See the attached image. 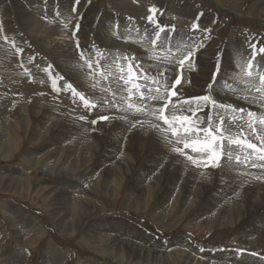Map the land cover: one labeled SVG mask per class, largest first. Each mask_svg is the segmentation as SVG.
<instances>
[{
  "label": "rangeland",
  "instance_id": "374dc122",
  "mask_svg": "<svg viewBox=\"0 0 264 264\" xmlns=\"http://www.w3.org/2000/svg\"><path fill=\"white\" fill-rule=\"evenodd\" d=\"M151 7L166 26L158 43L175 55L201 44L196 70L180 74L175 64H157L153 74L164 71L169 85L179 75L175 90L183 98L204 95L222 53L215 98L260 111L226 84L236 86L234 60L249 55L252 44L254 64L264 63V0H0V176L25 181L22 188L0 185V264H162L137 258L127 244L159 249L172 264H264V230L254 227L264 224V171L241 167L250 173L241 177L223 167H194L147 123L132 128L108 106L110 92L101 89L115 90L118 82L92 75L80 58L77 40L124 68L125 57L145 69L156 64ZM57 77L60 92L52 86ZM66 81L96 107L74 101ZM135 119L151 118L129 116ZM207 188L214 192L209 209ZM249 200L263 205L244 218Z\"/></svg>",
  "mask_w": 264,
  "mask_h": 264
},
{
  "label": "snow or ice",
  "instance_id": "6c2138e0",
  "mask_svg": "<svg viewBox=\"0 0 264 264\" xmlns=\"http://www.w3.org/2000/svg\"><path fill=\"white\" fill-rule=\"evenodd\" d=\"M79 2L80 0H74L76 5ZM72 11H75V7ZM157 11L155 7L149 8L151 14L147 17L148 23L156 26L154 38L150 39L153 48L152 59L156 64L149 65V69L143 68L138 62L132 63L134 58L128 57H125L128 62L127 68H124L115 60L110 61L99 51L93 53L81 49L79 41H76L80 58L92 75L99 74L101 80L108 81L111 78L113 82H118L115 90L110 86L101 89L110 92L106 104L124 113L121 118L130 123L132 128L144 127L147 123L148 130L152 131L165 147L184 157L196 168L223 167L229 171H237L241 177L250 175L247 171L239 170L241 167L264 171V63L254 64L257 55L256 45L250 46L252 51L249 55L240 57V62L234 60L236 75L231 81L235 82L236 86L230 82L226 86L232 94L239 93L240 99L259 105L260 111L223 103L215 98L214 86L221 73L222 53L217 54L220 59L213 70L211 81L206 85V94L183 98L182 94L175 90L176 86L181 84L179 75L169 85L170 77H166L164 71H156L153 74L150 69L157 64H175L180 74H183L185 69L194 71L195 54L201 44L186 45L183 51L177 48L176 51L180 54L175 55L172 48L158 43L166 26H160L155 19ZM2 25L3 22L0 20V32L3 30ZM64 27H68L67 22L64 23ZM79 28L80 24L76 23V31H79ZM197 29L199 24H193L192 30ZM168 30L174 32L175 26ZM202 31L210 33L211 30L205 28ZM2 38L9 41L7 35H3ZM12 43L16 47L15 42ZM157 46L160 48L159 53L155 51ZM16 50L23 52V48L17 47ZM259 53L264 54V47L259 49ZM33 59L34 57H29V62ZM51 67L49 65V68ZM57 79L63 77L53 79L52 86L55 92H60L62 89L57 86ZM95 83L98 81L94 82L93 86ZM63 88L71 92L74 101L78 100L86 109L96 107L82 92L77 91L71 82L66 81ZM173 97H177V100L173 101ZM129 116L151 119L149 121L135 119L133 122L129 120ZM99 119L108 120L109 117L101 116ZM92 123L95 124L97 121L93 120ZM255 179L259 180L262 177L257 176Z\"/></svg>",
  "mask_w": 264,
  "mask_h": 264
},
{
  "label": "bare ground",
  "instance_id": "6f19581e",
  "mask_svg": "<svg viewBox=\"0 0 264 264\" xmlns=\"http://www.w3.org/2000/svg\"><path fill=\"white\" fill-rule=\"evenodd\" d=\"M93 86V85H92ZM228 103H229V101H227ZM232 102V101H231ZM224 103V102H223ZM226 103V102H225ZM78 134V133H77ZM157 144V143H156ZM161 144V143H160ZM243 169V168H242ZM248 169V168H247ZM42 172L43 173H46V174H49V172H47L45 169H42ZM10 175V174H9ZM24 183H25V181H22L21 180V178H19L18 176H15V175H11V176H4V175H1L0 176V185H3V186H6V187H17V188H22V186L24 185ZM208 185V184H207ZM233 185V184H232ZM205 187H206V185H205ZM208 187H210V185L208 186ZM224 187H225V185H224ZM229 187V186H228ZM236 189V188H235ZM212 188H207V196H208V203H207V206H208V209H209V207H212L211 206V202H210V198H212L213 197V194H214V192L212 193ZM224 190V189H223ZM226 190V189H225ZM232 190H234V189H232ZM236 191H238V190H236ZM230 192V191H229ZM232 192H234V191H232ZM228 194V193H227ZM234 194V193H233ZM225 195V194H224ZM253 195V194H252ZM247 196V195H246ZM259 196V195H258ZM258 196H256V194H254L253 195V197H252V199H254V197H255V200H256V198L258 197ZM215 197H216V195H215ZM222 197V196H221ZM248 197V196H247ZM263 197V196H262ZM223 198V197H222ZM225 198V197H224ZM231 198H233V197H231ZM261 198V197H260ZM247 199V198H246ZM216 200L217 201H222V200H219L218 198H216ZM231 200V199H230ZM234 200V199H233ZM236 200V199H235ZM248 200V199H247ZM250 201V200H249ZM221 203V202H220ZM220 203H217V204H213V207L215 208V207H217ZM250 203L251 204H249V208L246 210L245 209V211L243 212V213H240V215L241 216H243L244 218H245V216H246V214L247 213H249V212H253V210L256 208V207H259V205H260V207H261V204H262V202L261 203H259V205L257 204H255L254 205V203H256L254 200L251 202L250 201ZM227 204H229V203H227ZM237 204V203H236ZM263 205V204H262ZM221 207V206H220ZM264 207V206H263ZM223 208V207H222ZM240 208V207H239ZM244 208V207H243ZM4 209H7V211H9V212H11V213H15V214H19L20 213V210L19 209H17V208H15V207H11V206H7L6 208H4ZM62 209H63V204H62V207H61V210H58V211H62ZM259 209V208H258ZM263 209V208H262ZM230 210V209H229ZM228 210V211H229ZM261 210V209H260ZM56 212L57 214L59 213V212ZM231 211V210H230ZM232 212V211H231ZM242 212V211H241ZM261 213H262V211H261ZM239 214V213H238ZM35 217V216H34ZM243 218V219H244ZM36 220V219H35ZM260 222H262V220L260 221ZM264 223V222H263ZM251 224V223H250ZM253 224V223H252ZM252 226V225H251ZM254 227H255V229L256 230H264V224L262 225H254ZM127 246H130L131 247V249L132 250H134V251H132V253H134L135 252V254H136V256H137V258H139V259H143V260H145L146 261V263H152V262H162V264H172L171 263V261H170V259H169V256H167V255H165V254H163V253H161L160 252V250L158 249H145L143 246H140V245H137V244H135V245H131V244H127ZM156 262V263H157Z\"/></svg>",
  "mask_w": 264,
  "mask_h": 264
}]
</instances>
